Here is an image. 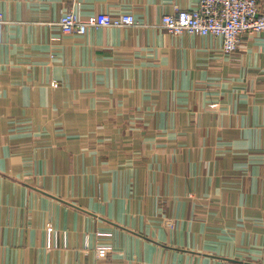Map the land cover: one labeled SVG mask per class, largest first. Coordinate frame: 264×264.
<instances>
[{
	"label": "crops",
	"instance_id": "crops-1",
	"mask_svg": "<svg viewBox=\"0 0 264 264\" xmlns=\"http://www.w3.org/2000/svg\"><path fill=\"white\" fill-rule=\"evenodd\" d=\"M197 7L0 0V264H264V33L161 27Z\"/></svg>",
	"mask_w": 264,
	"mask_h": 264
},
{
	"label": "built area",
	"instance_id": "built-area-1",
	"mask_svg": "<svg viewBox=\"0 0 264 264\" xmlns=\"http://www.w3.org/2000/svg\"><path fill=\"white\" fill-rule=\"evenodd\" d=\"M196 9H177L162 18L161 27L174 36H215L223 40L227 54L238 51L244 36L264 33V12L258 0H197ZM59 26L65 35H83L89 28H129L137 26L131 14L114 17L95 14L84 20L80 13L68 11Z\"/></svg>",
	"mask_w": 264,
	"mask_h": 264
}]
</instances>
